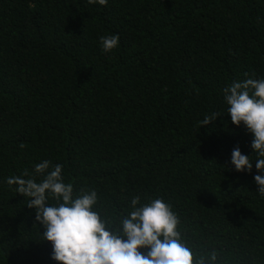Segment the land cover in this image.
Returning a JSON list of instances; mask_svg holds the SVG:
<instances>
[{"label": "trees", "instance_id": "16d2710c", "mask_svg": "<svg viewBox=\"0 0 264 264\" xmlns=\"http://www.w3.org/2000/svg\"><path fill=\"white\" fill-rule=\"evenodd\" d=\"M249 77H264V0H0V264H58L6 183L43 159L114 223L163 197L197 251L264 264V197L230 165L237 145L255 160L252 137L221 91Z\"/></svg>", "mask_w": 264, "mask_h": 264}, {"label": "clouds", "instance_id": "9594fccd", "mask_svg": "<svg viewBox=\"0 0 264 264\" xmlns=\"http://www.w3.org/2000/svg\"><path fill=\"white\" fill-rule=\"evenodd\" d=\"M109 0H87L107 6ZM104 53L120 46L118 34L100 37ZM226 114L231 122L243 124L251 134L252 155L234 147L230 165L237 172L253 175L259 196L264 197V77L236 80L222 90ZM225 114L213 111L200 126L209 125ZM253 165L256 172L253 173ZM63 165L49 159L35 163L31 172L9 176L6 183L28 198L27 207L35 212L42 226L41 240L51 243L50 258L58 264H222L216 250L197 251L185 238L180 217L163 197L139 196L130 201V210L118 223L97 207L95 189L74 191L65 181Z\"/></svg>", "mask_w": 264, "mask_h": 264}]
</instances>
